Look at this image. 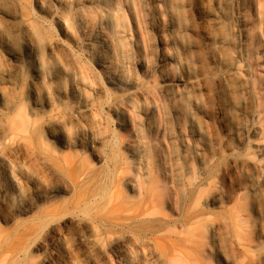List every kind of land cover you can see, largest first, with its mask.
<instances>
[{
    "label": "bare ground",
    "instance_id": "6f19581e",
    "mask_svg": "<svg viewBox=\"0 0 264 264\" xmlns=\"http://www.w3.org/2000/svg\"><path fill=\"white\" fill-rule=\"evenodd\" d=\"M220 2L0 0V264H264L256 204L237 180L242 165L264 168L262 34L245 31L229 63ZM238 21L251 24L244 11ZM237 79L256 138L239 145ZM132 130L137 143L122 139ZM117 138L110 181L97 164Z\"/></svg>",
    "mask_w": 264,
    "mask_h": 264
},
{
    "label": "rangeland",
    "instance_id": "374dc122",
    "mask_svg": "<svg viewBox=\"0 0 264 264\" xmlns=\"http://www.w3.org/2000/svg\"><path fill=\"white\" fill-rule=\"evenodd\" d=\"M31 2L33 3V0H31ZM191 2L195 3L196 0H191ZM220 3H221V16H222L221 32H222V39L226 45L228 62L230 63L233 59H235V55L240 53L242 41L243 39H245V36H244L245 31L249 30L250 32H252L253 30L252 33H254L255 31L254 24L258 23L259 33L262 34V37H261L260 45L256 46L258 48V52H257L258 54H256L257 57L255 56L254 58H255V61L257 60L258 62L256 63V66H255L254 75H256L257 77L264 78V0H239V3L237 2V0H221ZM123 9H124L123 12L126 17L127 24L129 25L131 29V35H132L131 15L126 10L127 8L124 4H123ZM241 11L246 12L248 17L250 18L251 24L246 25L244 22L238 21V16ZM200 16L201 15L197 13V22L199 23L200 28L203 29L204 25L202 24L203 22ZM179 26H186V22L180 21ZM51 29H52L51 31L53 34H57L56 32L57 29L56 30H54L55 28H51ZM152 45H153L154 52L158 53L157 51L158 50V40L156 39V37H152ZM80 54L79 56L82 58V60H84L85 62L88 61L87 64L90 66L91 65L89 63L90 61L85 59V56L83 53H80ZM236 87H237V94H238V99H237L238 112H237L236 119L232 127L238 133V136L235 138V142L239 145V144H242L243 142H246L248 136H251L252 139H254L255 137H254V134L249 131L250 125L252 123L250 120L249 113L253 108L250 91L248 89L246 81H243L240 79L236 80ZM103 100H107V99H103ZM191 110H196V108L191 105ZM114 119L115 118L113 117V114L110 113V116H108V119L106 122V124H108V131L110 134H112V131H113L112 128H114L115 126ZM216 122H217V125H219V122L218 121ZM143 132L148 137V140L151 139L152 134L150 133L148 126L146 125L143 126ZM116 135H118V133ZM119 136L120 138L123 136L121 132H119L118 138ZM118 138L116 140L114 139L115 142L113 141V139L109 140V142L107 143L109 145H106L105 147L107 149V152L109 153V156H107L108 157L107 163L109 164V167L107 163L104 165H102L101 163L97 164V167L101 169L100 175H102L103 178L105 179H110V181L111 179H113V167L115 163H117L119 158H121L125 154L124 150H121L122 149V144L120 142L121 139L119 141ZM122 139L126 140L127 142H133V143L138 142V137L134 133V130L130 131L129 133H126L125 137H122ZM110 141H113L112 144ZM201 144L203 148L205 147L204 153L205 154L208 153L210 142H204L201 140ZM263 145H264V141H263ZM112 148L114 150H112ZM260 150L258 151V154L264 151V147L261 148ZM87 151L88 150L84 147L83 152L84 153L86 152V158H85L86 161L97 163V161H95L94 158L91 157L90 153ZM117 151L119 152V155L116 154ZM258 154L254 155L256 159L260 158ZM150 155H151V152H150ZM132 162H134V166H137L136 165L137 163H135V161H132ZM200 163H201V154H194L193 164L195 166H200ZM226 164H227L226 158H222L220 160H216L208 164L205 170V176H204L205 179L217 174V172L222 167H224ZM262 165L264 167V164ZM201 166L204 167L203 165ZM137 169L140 170L139 168ZM237 180H239V182L243 185V188H244L243 190L244 195H241L243 197L241 201H243L245 197V199L251 201L252 203L255 202L256 204L257 218L259 222L262 223V229L260 231L261 235H259V237L261 236L260 239L264 244V168L260 170L255 163H251V162L245 165H242L239 175L237 176ZM105 188H107V185L103 186V189ZM195 192H196V187H191L189 189L187 188L186 190H184V197L187 203L191 201ZM127 194L129 196H139V191L128 190ZM211 208H215V206H212ZM226 216L229 217V214H227ZM162 224L164 225V223Z\"/></svg>",
    "mask_w": 264,
    "mask_h": 264
}]
</instances>
